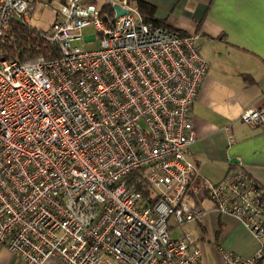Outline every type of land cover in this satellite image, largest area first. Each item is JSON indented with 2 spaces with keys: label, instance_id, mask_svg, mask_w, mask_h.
I'll return each instance as SVG.
<instances>
[{
  "label": "built area",
  "instance_id": "2783aa9c",
  "mask_svg": "<svg viewBox=\"0 0 264 264\" xmlns=\"http://www.w3.org/2000/svg\"><path fill=\"white\" fill-rule=\"evenodd\" d=\"M90 1L0 0V246L27 264H209L182 230L207 214L188 203L191 113L209 68L200 35L146 23L128 0ZM38 2L55 13L40 31L48 52L6 57L13 24L35 29ZM240 120L264 129V107ZM205 189L259 247H220L223 264H264V189L238 168Z\"/></svg>",
  "mask_w": 264,
  "mask_h": 264
},
{
  "label": "crops",
  "instance_id": "0c3cea01",
  "mask_svg": "<svg viewBox=\"0 0 264 264\" xmlns=\"http://www.w3.org/2000/svg\"><path fill=\"white\" fill-rule=\"evenodd\" d=\"M147 1L158 6L157 17L167 28L200 35L198 47L209 66L191 113L196 139L188 157L198 179L190 199L200 205L209 200L205 184L221 183L234 168L244 169L264 189V129L240 120L246 110L264 107V0ZM228 240L239 253L251 242L258 247L241 224ZM0 264L27 263L0 246Z\"/></svg>",
  "mask_w": 264,
  "mask_h": 264
},
{
  "label": "rangeland",
  "instance_id": "374dc122",
  "mask_svg": "<svg viewBox=\"0 0 264 264\" xmlns=\"http://www.w3.org/2000/svg\"><path fill=\"white\" fill-rule=\"evenodd\" d=\"M94 3L97 7H101L108 2V0H95ZM55 20V13L51 7H44V4L38 2L37 11L35 13V18L32 21V26L39 31L48 32L50 31L52 24ZM96 34V31L93 27L84 29L83 31V42L85 37L89 35ZM73 46H82L81 42L73 43ZM87 50H96L99 48V43H88L85 45ZM196 194L199 195V191H196ZM202 197V196H201ZM190 205L194 204V200L188 199ZM201 208L207 212L205 217L200 222H194L183 227L182 230L190 233L198 241L199 246L203 249L207 263L209 264H223L222 256L220 254V247L225 251L230 252L234 255H240L245 257L252 256L259 247L255 245L254 242H251L250 248H244L242 253L231 248L228 245V238L231 237V234L239 228L240 224L233 218L228 216H222L213 210V206L209 200H204L201 203ZM227 228H230V235L227 232ZM182 231H177L173 233V237L176 238L181 234ZM246 236H243V242L247 241Z\"/></svg>",
  "mask_w": 264,
  "mask_h": 264
},
{
  "label": "trees",
  "instance_id": "16d2710c",
  "mask_svg": "<svg viewBox=\"0 0 264 264\" xmlns=\"http://www.w3.org/2000/svg\"><path fill=\"white\" fill-rule=\"evenodd\" d=\"M128 1L131 3H135L146 23L166 27L165 22L161 21L157 17V5L147 0ZM90 3L94 4L96 3V1L91 0ZM107 11L110 12L109 9H107ZM12 33L14 41L5 39V43L3 44V54L6 57L10 59H25L28 57L46 54L48 52L46 46V44L48 43L40 36V31L38 29L35 28L34 30H32L22 24L15 23L13 24ZM143 189H145V191H149L147 187H138L139 191H143V193L148 196V193L144 192Z\"/></svg>",
  "mask_w": 264,
  "mask_h": 264
},
{
  "label": "water",
  "instance_id": "95a60500",
  "mask_svg": "<svg viewBox=\"0 0 264 264\" xmlns=\"http://www.w3.org/2000/svg\"><path fill=\"white\" fill-rule=\"evenodd\" d=\"M115 9H116L118 15H124V14H126L125 11H123V10L120 9V8H118L117 6H115Z\"/></svg>",
  "mask_w": 264,
  "mask_h": 264
}]
</instances>
